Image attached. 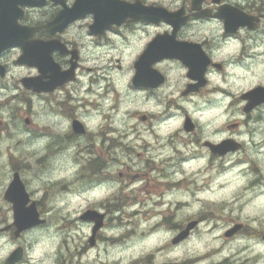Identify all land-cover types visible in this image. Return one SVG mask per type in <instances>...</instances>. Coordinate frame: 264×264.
<instances>
[{"label":"clouds","instance_id":"clouds-1","mask_svg":"<svg viewBox=\"0 0 264 264\" xmlns=\"http://www.w3.org/2000/svg\"><path fill=\"white\" fill-rule=\"evenodd\" d=\"M0 264H264V0H0Z\"/></svg>","mask_w":264,"mask_h":264},{"label":"flooded vegetation","instance_id":"flooded-vegetation-1","mask_svg":"<svg viewBox=\"0 0 264 264\" xmlns=\"http://www.w3.org/2000/svg\"><path fill=\"white\" fill-rule=\"evenodd\" d=\"M83 10H88L87 8L83 9ZM22 219H25V217H22Z\"/></svg>","mask_w":264,"mask_h":264},{"label":"water","instance_id":"water-1","mask_svg":"<svg viewBox=\"0 0 264 264\" xmlns=\"http://www.w3.org/2000/svg\"><path fill=\"white\" fill-rule=\"evenodd\" d=\"M26 219V218H25Z\"/></svg>","mask_w":264,"mask_h":264}]
</instances>
